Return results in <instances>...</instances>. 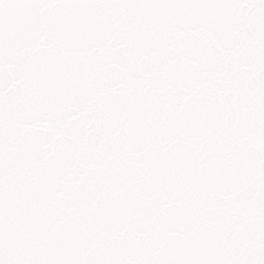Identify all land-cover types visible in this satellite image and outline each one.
Returning <instances> with one entry per match:
<instances>
[{
  "label": "snow or ice",
  "instance_id": "snow-or-ice-1",
  "mask_svg": "<svg viewBox=\"0 0 264 264\" xmlns=\"http://www.w3.org/2000/svg\"><path fill=\"white\" fill-rule=\"evenodd\" d=\"M0 264H264V0H0Z\"/></svg>",
  "mask_w": 264,
  "mask_h": 264
}]
</instances>
